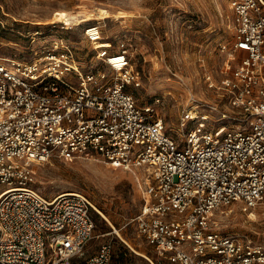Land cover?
<instances>
[{
    "label": "built area",
    "instance_id": "1",
    "mask_svg": "<svg viewBox=\"0 0 264 264\" xmlns=\"http://www.w3.org/2000/svg\"><path fill=\"white\" fill-rule=\"evenodd\" d=\"M229 9L235 62L208 84L227 112L191 97L179 139L129 91L140 81L125 42L96 47L99 22L86 23L83 35L105 70L84 71L67 46L35 49L30 59L0 56V264H109L110 245L85 256L95 229L89 198H46L33 187V164L86 155L135 175L142 205L132 221L159 257L264 264V246L222 234L212 219L221 205L264 204V1L229 0ZM199 108L221 113L227 126L186 128L207 119Z\"/></svg>",
    "mask_w": 264,
    "mask_h": 264
},
{
    "label": "rangeland",
    "instance_id": "2",
    "mask_svg": "<svg viewBox=\"0 0 264 264\" xmlns=\"http://www.w3.org/2000/svg\"><path fill=\"white\" fill-rule=\"evenodd\" d=\"M95 8L107 10L109 17L98 18ZM90 22L102 27L104 38L97 47L125 42L140 81L129 91L138 106L151 105L172 138L179 139V117L191 97L195 103L217 105L227 112L208 84H219L227 66L235 62L229 58L233 48L229 0H0V56L30 59L35 49L67 46L84 71L105 70L95 58V45L83 35ZM199 110L207 119L189 122L186 128L215 131L227 126L221 113ZM32 169L33 187L42 196L82 192L94 205L95 229L85 256L107 244L109 264H172L137 234L132 219L142 205V189L135 175L97 155L53 157ZM212 219L222 234L264 246V204L249 211H243L239 202L221 205Z\"/></svg>",
    "mask_w": 264,
    "mask_h": 264
},
{
    "label": "bare ground",
    "instance_id": "3",
    "mask_svg": "<svg viewBox=\"0 0 264 264\" xmlns=\"http://www.w3.org/2000/svg\"><path fill=\"white\" fill-rule=\"evenodd\" d=\"M95 12L98 15V18H105L109 17V12L105 9L102 8H95ZM98 44V43H97ZM97 47V46H96ZM69 192V191H66ZM65 193V192H64Z\"/></svg>",
    "mask_w": 264,
    "mask_h": 264
}]
</instances>
